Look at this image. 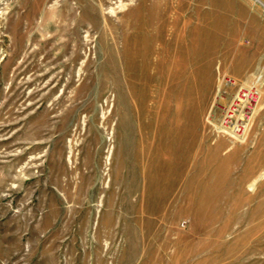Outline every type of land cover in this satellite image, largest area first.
<instances>
[{
    "label": "rangeland",
    "instance_id": "374dc122",
    "mask_svg": "<svg viewBox=\"0 0 264 264\" xmlns=\"http://www.w3.org/2000/svg\"><path fill=\"white\" fill-rule=\"evenodd\" d=\"M0 264H264V0H0Z\"/></svg>",
    "mask_w": 264,
    "mask_h": 264
}]
</instances>
